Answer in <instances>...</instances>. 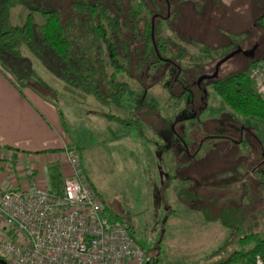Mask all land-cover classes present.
Instances as JSON below:
<instances>
[{"label":"rangeland","instance_id":"1","mask_svg":"<svg viewBox=\"0 0 264 264\" xmlns=\"http://www.w3.org/2000/svg\"><path fill=\"white\" fill-rule=\"evenodd\" d=\"M118 1L116 6H130L149 17L143 0ZM170 1L175 5L160 20L168 50L167 56H160V69H146L138 61L134 46L140 42L135 37L128 51L131 62L118 50V61L127 66L118 71L110 65L101 37L81 38L93 51H101L107 73L127 83L122 108L61 82L25 43L20 50L52 87L36 90L57 105L63 131L79 145L82 168L107 215L128 228L152 257L149 264H213L240 247L238 237L254 228V218L264 219L263 205L253 200L260 194L253 175L255 163L263 158L264 120L232 114L207 77L215 72L219 79L241 69L248 73L247 62L264 59V22L250 21L264 5L253 10V0ZM19 12L25 15L26 8H10L12 23L22 22ZM34 15L38 22L43 20ZM64 16L70 20L69 11ZM131 16L136 23L124 17L120 38H130L129 32L141 27L138 17ZM179 46L183 50L178 58L170 52ZM177 64L189 70L177 73ZM172 74H177L174 82ZM199 76L205 77L199 89L190 88L193 99L187 100L178 80L190 83Z\"/></svg>","mask_w":264,"mask_h":264},{"label":"trees","instance_id":"2","mask_svg":"<svg viewBox=\"0 0 264 264\" xmlns=\"http://www.w3.org/2000/svg\"><path fill=\"white\" fill-rule=\"evenodd\" d=\"M112 2L113 0H0V70L19 90L23 87H30L34 90L40 88L52 91V87L35 72L30 58L21 52L20 44L25 43L33 56L61 82L80 89L103 103L110 102L122 108V97L128 87L127 83L118 80L114 72L107 73L100 55L101 51L99 49L93 51L90 44L82 41L81 38L87 35L101 37L109 63L115 71H118L127 69V66L118 61V50H123L125 58L130 61L128 51L130 47H133L130 39L135 37L134 41L140 42V46H134L136 52L139 53L138 61L145 63L146 69H160L162 62L160 56H167L165 52L168 51L166 40L161 36L160 20L167 17L174 4L167 0L169 4L167 9L165 0H143L141 5L146 7L149 16L145 17V13L142 14L133 7L129 6L124 10V7L116 6L121 4L118 0L113 2L114 6ZM17 4L26 8L24 18L19 24L12 23L9 18L10 8ZM68 11L70 20L64 16ZM35 13L43 17L41 22L35 19ZM133 14L141 21V27L135 28L134 33L129 32L130 38H120L122 19L128 18V21L134 25L136 23L134 19L129 18ZM260 18V22L263 23L264 17ZM78 22L81 27L77 25ZM71 24H74V30H71ZM170 43L173 44L172 41ZM172 46L174 47V44ZM178 49L173 51L171 48L170 53L176 54L179 58L183 48L179 46ZM203 51L207 52V49ZM258 59L261 58L247 62L245 68ZM175 66L181 68L179 64ZM182 69L186 72L189 67ZM176 75L172 74L170 80L176 81ZM207 79L211 89L232 114L258 121L264 120V98L255 91L245 69L219 79H216V75L208 76ZM186 84L188 86L186 95L193 99V90L190 88H198V82L192 79ZM37 92L46 96L43 91ZM181 92L185 94V90ZM203 93L204 90L201 91V96ZM68 146L78 152L77 146ZM260 156L263 158L260 162L259 158L255 163L257 172L253 175L260 194L253 200H258L257 205L262 204L264 208V177L259 176V174H264V171L261 172L264 170V153L262 152ZM47 168L51 186L59 190L61 177L57 164L49 163ZM222 210L225 212L226 208ZM254 219H256L253 224L254 228L239 235L240 247L232 249L225 258L213 264H226L227 262L254 264L256 255L264 262V219ZM126 229L128 230L127 227ZM151 261L152 257L148 255L146 264Z\"/></svg>","mask_w":264,"mask_h":264},{"label":"built area","instance_id":"3","mask_svg":"<svg viewBox=\"0 0 264 264\" xmlns=\"http://www.w3.org/2000/svg\"><path fill=\"white\" fill-rule=\"evenodd\" d=\"M247 74L264 98V59ZM60 158L66 169L59 170V190L38 185L29 165L20 186L0 188V258L5 264H146L144 247L104 211L77 150L65 145ZM254 264L264 262L256 255Z\"/></svg>","mask_w":264,"mask_h":264},{"label":"crops","instance_id":"4","mask_svg":"<svg viewBox=\"0 0 264 264\" xmlns=\"http://www.w3.org/2000/svg\"><path fill=\"white\" fill-rule=\"evenodd\" d=\"M57 108L30 87L19 90L0 70V188L20 186L25 165L32 168L38 185H49V163L66 169L61 148L74 145L79 152V145L65 134Z\"/></svg>","mask_w":264,"mask_h":264},{"label":"flooded vegetation","instance_id":"5","mask_svg":"<svg viewBox=\"0 0 264 264\" xmlns=\"http://www.w3.org/2000/svg\"><path fill=\"white\" fill-rule=\"evenodd\" d=\"M166 1V7H167V9H168V2H167V0H165ZM252 1V0H251ZM261 0H253V10H257L258 9V7L261 5V4H263L264 5V2H260ZM186 2H188V1H186ZM176 4H179V2H176ZM191 4V3H190ZM174 5H175V3H174ZM261 16H263L264 17V8L262 9V12H260V13H258V15H254V17H253V19L252 20H250L251 21V23H252V25H260L261 24V22H260V20H261ZM256 44V43H255ZM255 46V45H254ZM239 49L238 48H236V49H233L232 50V53H231V55L232 54H234V53H236L237 51H238ZM244 54H246V52H244V50L242 51ZM250 53H251V51H250ZM174 68H175V70H176V72L178 73V71H180L181 70V68H179V67H176V66H174ZM175 79H176V77H175ZM179 82L178 83H180V86L183 88V90H185V94H187V90L186 89H188L187 87V84H186V82H185V80H183V79H180V80H178ZM191 98L189 97V95L187 96V100H190Z\"/></svg>","mask_w":264,"mask_h":264},{"label":"water","instance_id":"6","mask_svg":"<svg viewBox=\"0 0 264 264\" xmlns=\"http://www.w3.org/2000/svg\"><path fill=\"white\" fill-rule=\"evenodd\" d=\"M230 55H231V53L225 55V56L222 58V60L228 58ZM222 60H220V62H221ZM220 62H218L217 65H218ZM214 75H215V72H213L209 77H213ZM204 77H205V76H199V77L196 79V81L199 82V81H200L202 78H204ZM0 261H3L2 264H5V261H4L3 259L0 258Z\"/></svg>","mask_w":264,"mask_h":264}]
</instances>
